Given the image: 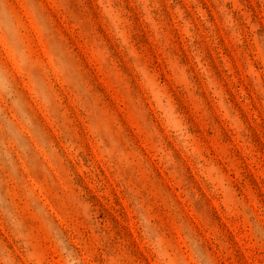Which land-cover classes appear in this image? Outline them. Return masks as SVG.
Returning <instances> with one entry per match:
<instances>
[{"label":"rangeland","instance_id":"rangeland-1","mask_svg":"<svg viewBox=\"0 0 264 264\" xmlns=\"http://www.w3.org/2000/svg\"><path fill=\"white\" fill-rule=\"evenodd\" d=\"M0 264H264V0H0Z\"/></svg>","mask_w":264,"mask_h":264}]
</instances>
